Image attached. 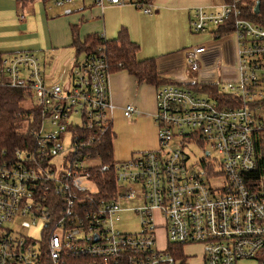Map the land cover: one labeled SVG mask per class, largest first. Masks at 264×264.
<instances>
[{"label": "built area", "instance_id": "obj_1", "mask_svg": "<svg viewBox=\"0 0 264 264\" xmlns=\"http://www.w3.org/2000/svg\"><path fill=\"white\" fill-rule=\"evenodd\" d=\"M94 1L101 8L134 4L146 14L157 11L151 0ZM51 2L64 14L73 12L75 0ZM232 15L239 79L216 83L207 94L193 87L198 83L159 86L158 149L110 164L88 149L114 127L110 79L114 61L123 63L104 45L105 34L103 44L76 57L64 81L47 76L33 51L0 53V85L24 90L28 121H36L24 147L0 153V264H190L195 254L176 257L168 246L194 244L203 249L197 264H264V174L256 178L257 135L264 131V25L244 17L236 1L193 8L190 27L194 33L217 30ZM205 51L203 44L186 49L192 71L200 69ZM123 113L131 119L138 109L128 104ZM192 147L203 155L197 158ZM95 169L113 173L112 195H98ZM130 199L143 202L132 208L141 216L138 233L118 228L127 209L122 201ZM9 224L27 230L42 224L41 239ZM159 226L165 248L157 246Z\"/></svg>", "mask_w": 264, "mask_h": 264}, {"label": "crops", "instance_id": "obj_2", "mask_svg": "<svg viewBox=\"0 0 264 264\" xmlns=\"http://www.w3.org/2000/svg\"><path fill=\"white\" fill-rule=\"evenodd\" d=\"M151 3L157 11L146 14L134 4L101 8L94 0H75L73 12L64 14L61 7L56 12L48 11L43 0L25 4L18 0H0V53L33 51L41 58L47 76L64 81L76 57L83 53L77 55L73 46L75 33L80 39L100 33L107 39H116L125 30L139 44L136 57L154 58L161 77L171 82L216 84L239 79L236 35L216 36V29L194 33L190 27L193 8L218 9L224 0H151ZM193 43L206 48L198 71H192L186 59V49ZM190 72H197V81ZM110 84L116 106L114 123L117 126L113 127L116 139L124 142L128 132L126 122L133 120L135 127L147 135L143 148L158 149V129L154 123L157 86L140 82L127 70L112 72ZM128 104L138 109L131 119L123 113ZM127 151L126 159L135 154L131 148Z\"/></svg>", "mask_w": 264, "mask_h": 264}, {"label": "trees", "instance_id": "obj_3", "mask_svg": "<svg viewBox=\"0 0 264 264\" xmlns=\"http://www.w3.org/2000/svg\"><path fill=\"white\" fill-rule=\"evenodd\" d=\"M18 1L25 4L33 0ZM43 1L47 2L49 0ZM236 1L237 6L242 9L244 17L264 25V0H224L226 3ZM258 1H260V9L257 13L255 8ZM233 17V15L230 16L227 23L216 30V36L233 33ZM73 39V46L77 49V55L82 51L88 52L93 47L103 44L100 34L88 35L84 39H80L75 33ZM104 45L112 52L114 59L123 63L122 66H118L114 61L113 72L127 70L140 82L155 85L157 88L171 82L161 77L154 58L137 60L136 54L139 50V44L132 41L125 30L121 31L118 38L108 39ZM195 87L214 91L218 88L216 84H201V86L195 85ZM26 98L27 94L24 90L0 85V153L3 150L13 151L16 147H24L25 143L32 139V131L36 126V121L34 123L28 121L27 115L30 111L25 106ZM261 106L264 109V98L261 101ZM24 127L26 128L24 129ZM116 138L117 134L112 127L88 147L89 152L100 155L103 163L110 164L115 161L113 154ZM256 149L259 156V171L256 174L258 179L264 174V131L259 132L257 135ZM92 175L99 190L98 195L110 196L115 192L117 186L112 172L95 169ZM168 249L175 251L174 255L176 257L185 253V247L180 245H170ZM68 264H77V262L71 260Z\"/></svg>", "mask_w": 264, "mask_h": 264}, {"label": "rangeland", "instance_id": "obj_4", "mask_svg": "<svg viewBox=\"0 0 264 264\" xmlns=\"http://www.w3.org/2000/svg\"><path fill=\"white\" fill-rule=\"evenodd\" d=\"M79 1V0H77ZM45 7L48 11L50 12H56L59 11L60 8H58V6H56L54 3L52 2H46ZM197 43H193L188 45V47L191 46H196ZM137 60H140L137 58ZM190 76H192L196 81H197V72L195 73H191L189 74ZM188 78V77H187ZM185 78V79H187ZM177 82H181L179 80H177ZM184 83H188V81H183ZM195 87V85L193 86ZM197 91V88H194ZM201 91H203V93L207 94L205 92V89L201 88ZM126 123H128V132L126 133L125 136V140L124 142L121 143V141L119 140H115L114 141V160L115 161H123V159H126V153L128 152V148H131L132 151H135V153L137 154L140 151L146 150L143 148L145 142H146V133H142L141 131H139L137 129V127H135V123L133 122V120H129ZM154 123L156 124V127L158 129V125L154 120ZM117 122L115 121L114 125H116ZM125 124V123H124ZM117 126V125H116ZM26 127H24L25 129ZM125 128H127V126H125ZM149 136H150V131H149ZM65 148L70 147V143H71V136L68 135L67 138L65 139ZM120 143V144H119ZM194 150V155L199 158L201 157V155H203V151L199 148V147H192ZM216 152H213V155H215ZM64 155H62L61 157H63ZM62 160L58 161V165H62ZM93 162H90V164ZM95 189V187H93ZM122 205L125 209L124 211L121 212V220L118 222V228L120 230H122L123 232H129V233H138L142 230V224H141V216L140 214H138L136 211H134L132 208H135L139 205H142L143 202L139 199H130V200H124L122 201ZM159 222H161V219H158ZM7 226V225H5ZM9 226L18 229L19 231L23 232L26 235L32 236L36 239H41V234H42V224L38 225V226H34L31 229L27 230V229H22L18 224H9ZM157 239H158V243L157 246L160 248H165L167 245V239H166V232L165 229L162 228V226H159V228H157ZM185 253L189 254V255H193L190 259V264H197L202 256L203 253V249L201 245H189L185 248ZM257 261L253 260V259H244L239 261L238 264H256Z\"/></svg>", "mask_w": 264, "mask_h": 264}, {"label": "water", "instance_id": "obj_5", "mask_svg": "<svg viewBox=\"0 0 264 264\" xmlns=\"http://www.w3.org/2000/svg\"><path fill=\"white\" fill-rule=\"evenodd\" d=\"M255 9H256V12L258 13L260 9V1L257 2Z\"/></svg>", "mask_w": 264, "mask_h": 264}]
</instances>
